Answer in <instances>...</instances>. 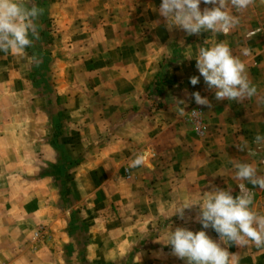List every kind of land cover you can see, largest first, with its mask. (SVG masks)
<instances>
[{
  "label": "crops",
  "instance_id": "1",
  "mask_svg": "<svg viewBox=\"0 0 264 264\" xmlns=\"http://www.w3.org/2000/svg\"><path fill=\"white\" fill-rule=\"evenodd\" d=\"M45 2L59 39L54 47L60 49L51 56L48 74L62 102L68 142L57 146L50 141L52 124L46 115L19 107L18 93L9 85L4 88L16 77L11 68L16 61L8 59L6 66L0 53V97L10 104L4 119L0 103L1 264H186L172 254L166 236L170 228L201 230L195 219L199 206L185 209L183 219L173 212L214 189L235 197L244 185L253 195V210L264 215V190L236 179L234 167L235 162L250 163L264 176V165L246 153L253 144L264 148L249 141L264 135L263 20L239 13V24L227 35L201 32L209 43H200L183 30L166 28L158 13L162 0ZM154 21H159L155 28ZM219 42L245 63L257 88V95L243 103L217 101L195 57L186 58ZM174 50L173 79L150 104L144 88ZM193 75L200 77L196 85L190 83ZM196 91L209 99L211 108L186 95ZM195 106L202 119L198 132L188 117ZM183 107L184 116H176ZM244 141L248 147L239 151L236 145ZM61 150L72 160L65 174L61 165L59 174L47 166L59 163ZM142 152L149 153L151 167L129 168ZM37 225L45 231L34 242L31 232ZM204 230L238 254V264H264V249L251 242L245 248L225 245L214 229Z\"/></svg>",
  "mask_w": 264,
  "mask_h": 264
},
{
  "label": "clouds",
  "instance_id": "2",
  "mask_svg": "<svg viewBox=\"0 0 264 264\" xmlns=\"http://www.w3.org/2000/svg\"><path fill=\"white\" fill-rule=\"evenodd\" d=\"M202 0H162L158 8L159 16L165 21L169 31L183 30L188 35H199L201 32L223 33L239 24L237 14L246 11L255 0H203L205 7L200 8ZM264 3V0H261ZM44 9L35 0H0V53H11L18 57L26 55V49L33 47L39 37V20ZM235 13V14H234ZM159 21H154L155 28ZM247 55L248 50L244 49ZM196 59V68L208 90H214L217 101H236L243 103L257 95V88L249 79L245 63L232 54L230 47L219 42L211 47H199L195 56L189 54L188 59ZM37 62V58L33 57ZM200 82L199 76H191L190 83ZM200 106L211 108L207 97L199 91L187 93ZM195 112V110H193ZM176 116L183 117L185 108H177ZM257 144H264V135L257 134ZM239 151H245L247 141L236 145ZM151 167L149 153L142 152L135 156L129 168ZM236 179L246 180L251 185L264 190V176L257 175V169L250 163L235 162ZM243 190L244 185H239ZM253 195L241 192L233 196L230 191L214 189L201 201H185L173 214L184 218V210L194 205L199 206L195 217L202 229L193 232L184 227H176L168 232L166 245L171 246L172 254L185 260L186 264H238L239 255L230 253L226 247L212 240L204 229L212 228L225 245L235 244L240 248L253 244L257 249H264V215L252 208ZM172 214V215H173Z\"/></svg>",
  "mask_w": 264,
  "mask_h": 264
},
{
  "label": "rangeland",
  "instance_id": "3",
  "mask_svg": "<svg viewBox=\"0 0 264 264\" xmlns=\"http://www.w3.org/2000/svg\"><path fill=\"white\" fill-rule=\"evenodd\" d=\"M35 2L37 3V5H39L44 9V13L39 20L40 38L34 41L33 47L26 49V55L24 57H18L11 53L8 54L1 53L2 63H4L6 66L8 65L7 62L8 59H13L14 61H16V64L11 63V68H13L14 71L16 72V77L11 78V84L5 83L3 86L5 89H7L9 85L11 88L14 89V91L18 93L19 101L13 100L12 104H14V102L17 101L19 107L21 108H23L22 107L23 105L29 106L30 108L33 109L32 110L33 113L34 112L38 114L43 113L46 115L45 121L48 123V125H50V123L52 124V126H50V128H52V131H50L49 140L53 141V143L58 146L63 142H68V140L66 138L67 136V134L65 133L66 131L62 129L63 128L62 126H64L63 121H65L63 112L60 111L62 102L61 99H59L58 94H56L54 88L51 87L50 84L51 76L50 74H48L49 73L48 63L51 59V56L58 55V51L60 49L54 47V43L55 44L59 43V39L58 38L56 39L58 35L57 32L55 31L56 27L54 21H52V17L47 16L45 12V4H46L45 0H35ZM255 2H257V0H255ZM255 2L246 11L242 12V14H244L245 16V14L253 13L258 16L257 17L258 21H262V20L264 21V4H262L261 2L259 3H255ZM205 6L211 7L212 5H205L202 0L200 4V8L202 11L205 8ZM189 39L191 41H199L200 43H204V41H208V36H204V34L191 35L189 36ZM179 45L181 44L179 43L174 44V46L178 49L180 48ZM177 54H178V50L177 51L174 50L171 53L170 57H166L162 59L158 67V74L154 79H152L148 84H146L144 88V95L146 97V100L151 101V103L149 101L150 104H152L153 103L152 101L159 95L162 86L165 85V83L168 80L173 79V75L169 71V69L171 67V63L173 62L172 59L176 58ZM33 57L37 58V62L33 61ZM3 70L4 69H2V71ZM163 80H165V82L162 83ZM156 86L158 88V91L156 90ZM151 90H154V93L152 95H150L151 93H149L151 92ZM0 103H1V107L3 108L1 112L2 113L4 112L3 117L4 119H7L8 116L7 114H5V112L7 109H9L10 104H9V100L3 94H1ZM193 110L196 111V114L193 117H191L190 112ZM188 117L191 119L190 121L195 131L198 132L203 130L199 106L198 107L195 106L193 108L188 109ZM73 137L74 136H70V139H73ZM75 139H78V136L75 137ZM75 139H73L72 141H74ZM249 141H251L252 144L254 143V139L250 137H249ZM72 145L73 144H71V146ZM250 147L246 151L247 156L250 159H252L254 162L258 163L259 165H264V148L255 146L254 144L251 148ZM60 149L63 150L64 148L60 146ZM62 150L59 153L60 155H58L59 163L55 161L52 164L51 163L47 164L48 168H50L52 172L54 171L58 174H59L58 169H60L59 167L60 165L61 168H63L62 173L65 174L66 169L72 163V160H70L67 154L62 152ZM57 179L58 178H56L55 183L56 186L60 188L62 183L60 185L61 180L59 181ZM68 186L70 187L69 181L64 184L63 188L68 190ZM239 189L240 188H238L235 196L240 195ZM243 190L245 189L243 188ZM246 193H249V191L247 190ZM37 226H42V225H37ZM37 226H35L34 229ZM40 239L41 238H39L38 240ZM38 240H33V241L35 242Z\"/></svg>",
  "mask_w": 264,
  "mask_h": 264
},
{
  "label": "built area",
  "instance_id": "4",
  "mask_svg": "<svg viewBox=\"0 0 264 264\" xmlns=\"http://www.w3.org/2000/svg\"><path fill=\"white\" fill-rule=\"evenodd\" d=\"M149 93H151L150 95H152L154 93V90H151V92H149ZM195 114H196V111L195 112H193V111L190 112V116L191 117H193ZM242 191L246 193L245 190L239 189L240 194H241ZM43 234H44V228L42 226H37L31 233V239L32 240H38L39 238H41L43 236Z\"/></svg>",
  "mask_w": 264,
  "mask_h": 264
},
{
  "label": "trees",
  "instance_id": "5",
  "mask_svg": "<svg viewBox=\"0 0 264 264\" xmlns=\"http://www.w3.org/2000/svg\"><path fill=\"white\" fill-rule=\"evenodd\" d=\"M163 82H165V80H163V81H162V83H163ZM156 90L158 91V88H157V86H156ZM157 91H156V92H157Z\"/></svg>",
  "mask_w": 264,
  "mask_h": 264
}]
</instances>
